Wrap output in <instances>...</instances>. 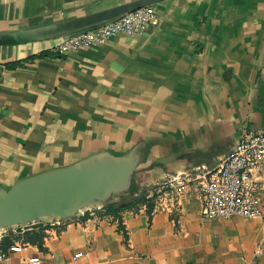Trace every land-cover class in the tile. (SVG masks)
I'll list each match as a JSON object with an SVG mask.
<instances>
[{"label": "crops", "instance_id": "1", "mask_svg": "<svg viewBox=\"0 0 264 264\" xmlns=\"http://www.w3.org/2000/svg\"><path fill=\"white\" fill-rule=\"evenodd\" d=\"M128 1L0 0V33ZM151 7L156 23L133 36L63 53L56 49L66 36L0 46V188L136 148L135 186L187 181L178 212L148 213L143 204L114 217L97 203L59 224L43 219L42 247L27 240L34 229H1L6 264H264V244L254 255L264 221L203 218L195 195L245 130L264 128V0ZM257 176L264 207V164Z\"/></svg>", "mask_w": 264, "mask_h": 264}, {"label": "water", "instance_id": "2", "mask_svg": "<svg viewBox=\"0 0 264 264\" xmlns=\"http://www.w3.org/2000/svg\"><path fill=\"white\" fill-rule=\"evenodd\" d=\"M165 0H132L48 25L0 33V46H18L87 30ZM180 155L158 160L174 162ZM143 157L136 148L121 156L101 153L0 188V230L18 233L43 227V219L67 221L91 205L127 193Z\"/></svg>", "mask_w": 264, "mask_h": 264}, {"label": "built area", "instance_id": "3", "mask_svg": "<svg viewBox=\"0 0 264 264\" xmlns=\"http://www.w3.org/2000/svg\"><path fill=\"white\" fill-rule=\"evenodd\" d=\"M157 15L151 6L140 8L112 21L66 36L57 51L67 52L95 45L108 38L124 34L133 36L156 23ZM264 164V128L245 130L232 153L224 157L202 177L195 195L201 202V215L206 219L229 220L233 217L260 218L264 207L260 196L263 187L257 172ZM187 181L173 177L155 188L153 209L171 215L178 212V199ZM151 197V195L149 196ZM56 224L60 220H55ZM264 234L257 243L254 255L262 253ZM7 252L0 249V264H6Z\"/></svg>", "mask_w": 264, "mask_h": 264}, {"label": "trees", "instance_id": "4", "mask_svg": "<svg viewBox=\"0 0 264 264\" xmlns=\"http://www.w3.org/2000/svg\"><path fill=\"white\" fill-rule=\"evenodd\" d=\"M47 54L45 51H42L38 56ZM135 175V174H134ZM154 188L150 189L147 187L139 188L134 185V176L132 179V185L130 190L127 193L118 195L117 197L112 198L103 206L104 215L118 216L120 212L126 210H137L139 206L145 204L147 212L151 213L154 207ZM151 195V197H149ZM44 227L34 229L32 231L26 232L25 234L29 237L27 240L31 243L37 244L39 247H42L41 238L43 237L42 231ZM28 234H34L35 236L30 237ZM10 246V243H7L5 249Z\"/></svg>", "mask_w": 264, "mask_h": 264}, {"label": "rangeland", "instance_id": "5", "mask_svg": "<svg viewBox=\"0 0 264 264\" xmlns=\"http://www.w3.org/2000/svg\"><path fill=\"white\" fill-rule=\"evenodd\" d=\"M28 25H30V23H25L23 24V27L28 26Z\"/></svg>", "mask_w": 264, "mask_h": 264}]
</instances>
